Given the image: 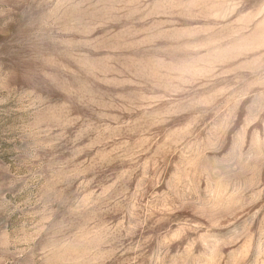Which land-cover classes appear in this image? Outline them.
Here are the masks:
<instances>
[{
  "label": "rangeland",
  "instance_id": "1",
  "mask_svg": "<svg viewBox=\"0 0 264 264\" xmlns=\"http://www.w3.org/2000/svg\"><path fill=\"white\" fill-rule=\"evenodd\" d=\"M0 264H264V0H0Z\"/></svg>",
  "mask_w": 264,
  "mask_h": 264
}]
</instances>
